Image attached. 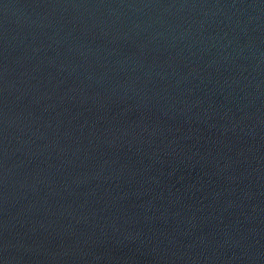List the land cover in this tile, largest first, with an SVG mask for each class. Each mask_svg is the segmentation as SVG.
I'll use <instances>...</instances> for the list:
<instances>
[{
  "label": "water",
  "instance_id": "95a60500",
  "mask_svg": "<svg viewBox=\"0 0 264 264\" xmlns=\"http://www.w3.org/2000/svg\"><path fill=\"white\" fill-rule=\"evenodd\" d=\"M0 264H264V0H0Z\"/></svg>",
  "mask_w": 264,
  "mask_h": 264
}]
</instances>
